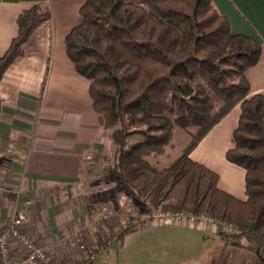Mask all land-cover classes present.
Returning a JSON list of instances; mask_svg holds the SVG:
<instances>
[{
	"label": "trees",
	"instance_id": "trees-1",
	"mask_svg": "<svg viewBox=\"0 0 264 264\" xmlns=\"http://www.w3.org/2000/svg\"><path fill=\"white\" fill-rule=\"evenodd\" d=\"M80 13L81 23L66 36L67 54L89 79L93 108L111 131L122 190L142 212H205L234 224V232L218 233L223 252L245 249L264 264V94L248 96L246 76L260 59V40L234 33L212 0H86ZM51 18L41 2L20 13L18 33L0 58V82L33 31ZM2 103L0 93V112ZM238 104L226 158L245 170L244 200L221 189L219 174L190 156ZM176 128L192 139L169 165L154 166L148 157L164 152ZM135 135L140 139L133 141ZM136 229L129 221L113 235L121 244ZM228 251L214 264H234Z\"/></svg>",
	"mask_w": 264,
	"mask_h": 264
},
{
	"label": "crops",
	"instance_id": "crops-1",
	"mask_svg": "<svg viewBox=\"0 0 264 264\" xmlns=\"http://www.w3.org/2000/svg\"><path fill=\"white\" fill-rule=\"evenodd\" d=\"M85 1H0V58L18 33L23 10L41 2L52 12V18L33 31L24 54L7 67L0 82V226L24 210L25 230L51 248L57 264H75L84 257L72 235L79 228H85L92 249L97 236L106 239L115 229L110 221L107 233L98 228L103 215L95 205L102 203L101 191L109 188H104L108 185L100 173L90 170L96 167V157L110 159L112 141L94 111L89 80L77 71L66 49V36L81 23L80 8ZM212 1L230 20L234 33L260 40V59L246 76L251 85L248 96L264 94V0ZM240 114L238 104L199 141L190 156L219 174L221 189L244 200L245 170L226 158L234 146L233 131ZM118 196L119 201L124 198ZM143 228L159 238L180 235L184 242L198 231L204 237L217 235L203 228L155 220L133 232ZM99 251L95 252V264H99ZM207 260L203 253V263Z\"/></svg>",
	"mask_w": 264,
	"mask_h": 264
},
{
	"label": "rangeland",
	"instance_id": "rangeland-1",
	"mask_svg": "<svg viewBox=\"0 0 264 264\" xmlns=\"http://www.w3.org/2000/svg\"><path fill=\"white\" fill-rule=\"evenodd\" d=\"M89 80V79H88ZM90 86V81H89ZM95 111V110H94ZM96 112V111H95ZM97 113V112H96ZM99 115V114H98ZM106 132L110 135L111 131L109 129H105ZM140 136L135 135L132 137L133 141L139 140ZM191 136L185 131L176 128L174 131V135L168 145H166L164 152L161 154H152L148 157L151 163L158 167L162 168L169 165L177 156H179L186 145L189 144L191 140ZM112 141V138H111ZM117 147L114 145L112 141L111 149L109 151L110 159L107 157L98 156L96 157L94 165L96 167L91 168L90 170H94L95 173H100L103 177L104 189L101 191V204L95 205L97 210L102 213L100 225L98 228H102L104 233L108 232L109 221L115 226V231L112 233L118 232L122 226H125L129 221H131L135 227H139L142 224L155 220L146 218L145 216L152 211L156 212H185V213H193L186 210H165L161 207H151L148 212H142V210L135 205L133 199L127 195L119 184V179L117 176V168H116V155H117ZM107 159V160H106ZM96 175V174H95ZM112 187V188H111ZM118 193L121 194L124 198L119 201ZM125 193V194H123ZM118 196V197H117ZM98 201V200H96ZM134 204V205H133ZM110 210H113V213H109ZM197 215H205L212 218L216 225H207L208 232H213V234H217L214 237L209 235L210 237H204L202 233L199 231L197 235H193V237L189 238L187 242H184L182 236L180 235H169V237L159 238L156 237L155 234H150L146 228L138 229L136 232H133L127 236V239L124 242V245L121 247L119 242L114 235L107 234L106 239L102 236V245L98 243V236L96 237V246L97 251L101 250V248H105L108 246V249H102L98 253L99 264H204L203 263V253L206 256L207 254V264H214L215 260L219 258L222 253H227V257L234 264H255L257 261V257L250 253L245 249H236L233 247H228L225 252H223V242L221 238L218 236L220 231L225 233L234 232L236 227L234 224L219 220L205 212L193 213ZM148 217V216H147ZM130 218V219H129ZM132 218V219H131ZM147 220V221H146ZM149 220V221H148ZM145 221V222H144ZM224 224L226 227L217 226L218 224ZM232 227V228H231ZM110 228V227H109ZM151 228V226L147 227ZM204 229V228H203ZM75 232H79L81 234L82 240L89 246L90 244L87 241L86 230L81 227ZM73 232V237L74 233ZM108 235H110L108 237ZM114 236V237H113ZM197 236V238H196ZM78 245V244H77ZM120 245V246H119ZM91 247V246H89ZM96 251V253H97Z\"/></svg>",
	"mask_w": 264,
	"mask_h": 264
},
{
	"label": "built area",
	"instance_id": "built-area-1",
	"mask_svg": "<svg viewBox=\"0 0 264 264\" xmlns=\"http://www.w3.org/2000/svg\"><path fill=\"white\" fill-rule=\"evenodd\" d=\"M145 217L154 218L155 221L162 224H179L204 229L207 228V225H216L215 221L208 216L185 212L171 213L154 210ZM25 218V212L21 209L4 225L0 226V264H57L51 248L36 241L27 233ZM217 226L226 227L223 223ZM74 238L79 248L85 253L84 257L75 264H92L95 262L96 254L82 240L81 234L75 232Z\"/></svg>",
	"mask_w": 264,
	"mask_h": 264
}]
</instances>
